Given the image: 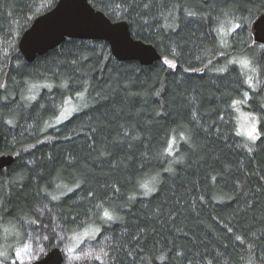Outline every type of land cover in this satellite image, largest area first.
I'll use <instances>...</instances> for the list:
<instances>
[{"label": "trees", "instance_id": "1", "mask_svg": "<svg viewBox=\"0 0 264 264\" xmlns=\"http://www.w3.org/2000/svg\"><path fill=\"white\" fill-rule=\"evenodd\" d=\"M56 1L0 0V154L15 158L0 170V255L47 204L69 239L107 238L102 264H264V44L250 33L264 0H88L162 58L67 38L28 62L19 38ZM238 107L260 118L254 136Z\"/></svg>", "mask_w": 264, "mask_h": 264}, {"label": "water", "instance_id": "2", "mask_svg": "<svg viewBox=\"0 0 264 264\" xmlns=\"http://www.w3.org/2000/svg\"><path fill=\"white\" fill-rule=\"evenodd\" d=\"M250 33L255 42L264 44V10L251 22ZM67 38L106 41L112 56L119 61L136 60L141 65H151L162 58L153 44L132 36L126 20H111L88 0H57L22 32L18 48L25 60L32 62ZM14 159L12 154H0V170ZM63 261L62 248L53 245L38 259L24 264H62Z\"/></svg>", "mask_w": 264, "mask_h": 264}, {"label": "rangeland", "instance_id": "3", "mask_svg": "<svg viewBox=\"0 0 264 264\" xmlns=\"http://www.w3.org/2000/svg\"><path fill=\"white\" fill-rule=\"evenodd\" d=\"M238 59L243 62V69L248 71V76H250L254 70L248 62V59L246 57H238ZM244 98L245 100L248 99V94H244ZM82 105V100L77 103L72 102L66 104L60 115L55 119V122H61L71 116L74 111L82 108ZM239 109L238 107L237 122L239 131L247 137L254 136L260 118L248 110H242V113H240ZM34 211L36 215L35 228L26 231L24 238L13 250L10 258L5 259L0 255V264H24L32 262L44 254L50 244L59 245L62 248L64 253V261L62 264L103 263V256L107 244L106 237L102 236L97 240H91L92 238L90 239V237L94 235V231L88 230L69 239L65 227L61 223L59 213L55 208L43 204L36 207ZM13 228L14 225L9 223L4 226L3 235L11 239V235L14 234L12 237L13 241H9L10 244L7 246L10 249L13 243L21 237V234H17L19 231ZM6 245L7 243L4 246Z\"/></svg>", "mask_w": 264, "mask_h": 264}]
</instances>
